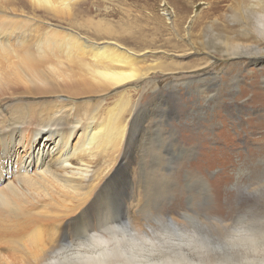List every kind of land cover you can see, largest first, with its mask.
I'll return each mask as SVG.
<instances>
[{"label":"bare ground","instance_id":"1","mask_svg":"<svg viewBox=\"0 0 264 264\" xmlns=\"http://www.w3.org/2000/svg\"><path fill=\"white\" fill-rule=\"evenodd\" d=\"M205 1L209 15L227 0ZM249 1L251 11H243L251 16L249 33L217 42L216 50L192 35L208 15L199 16L192 19L191 46L264 66V0L237 2L243 7ZM85 3L0 0V246L21 254L23 264H264V167L236 183L251 214L220 206L219 185L213 190L199 176L185 180L209 193L214 206H185L177 199L162 208L153 200L181 180L152 166L166 159L146 138L154 128L173 148L161 127L168 113L159 100L169 91L174 100L192 94L204 101L201 88L215 80V60L207 55L196 67H170L186 57L181 46L155 57L141 36L85 15ZM185 9L171 21L177 36ZM162 15L159 22L168 27L172 14ZM178 74L180 79L169 76ZM132 164L136 181L129 177ZM136 197L139 232L129 224L127 205ZM70 235L87 251L69 245L61 253L60 243Z\"/></svg>","mask_w":264,"mask_h":264},{"label":"rangeland","instance_id":"2","mask_svg":"<svg viewBox=\"0 0 264 264\" xmlns=\"http://www.w3.org/2000/svg\"><path fill=\"white\" fill-rule=\"evenodd\" d=\"M237 1L227 0L219 4V8L212 10L209 15L207 14L208 4L205 0H86L85 5L82 6V8L85 7L87 9L86 11L83 10L84 14L90 18L95 20L107 18L113 25L127 29L132 35L135 34L134 36H141V44H146L147 48L150 47L152 50L157 51L154 54V56L156 55L155 57L161 56L163 52L171 54L174 50L178 51L176 47L171 48L170 45L181 46L180 50H186V57L182 58V61H174L170 64V67H179L180 69L190 65L196 67L199 63L203 64L202 62L207 59V55H210L209 57L215 60L212 64L213 70L211 73L213 76L215 75L214 79L216 81L202 85L201 90H206L203 95L204 101L196 97V95L192 96V94L185 95V97L182 96L180 100H174L169 91L165 92L166 96L159 100L168 113V119L163 117V125L161 127L166 126L165 128L171 134L173 148L168 143L160 142L159 126L154 128L152 134L146 135V138H151L150 141L154 144V148L166 156V159L161 161L155 158L156 160L153 161L155 164L152 165L154 170L155 168L157 171L160 169L163 173H170L171 176L175 175L181 179L180 186L176 185L173 187L171 193L161 191L162 193L160 194V191H157L159 193L153 196L156 205L162 208L167 206H169L167 208H170L177 199L182 201V205L185 206H214L211 198H209V193L201 190L198 184L188 183L185 180L199 176L200 178L203 177V181L209 183L210 188L213 190L215 185H219L221 192L220 206L233 211L239 208L241 214L253 213V210L246 209L247 204H244L247 194L240 191L236 183L238 179L239 182L243 183L247 177L257 173L264 167V142L261 140L264 136V66L253 65V60L243 56L219 59L215 57L217 55L208 54L207 51L197 45L196 47L191 46L190 41L195 38L189 37L194 22L192 19L208 15L192 32V35L199 34L198 36L202 37L201 41H204V44H206L205 40H208L207 43L211 47L219 50L221 46L219 47L216 44L217 42L230 43L241 39L242 35L249 33L251 17L245 15L243 11H251L250 5L252 4L250 1L241 2L243 4V7H241ZM184 5L186 6L184 11L187 16L185 18L186 23H182L179 26L184 31L180 33V36H177L171 21L175 20V15L179 14L178 11ZM166 11L172 14L168 27L159 22V20H164L165 16L162 14ZM156 17L159 19L156 20ZM62 26L65 27V25ZM169 76H176V78L179 77L178 79H180L182 74ZM211 79L213 77L209 80ZM234 85H236V88ZM158 87L159 89L164 88L163 83H160ZM198 87L200 88L201 84ZM253 93L258 94L257 100L254 98L256 102L251 101L254 100L252 98ZM206 103L211 106V112L210 110L206 111L208 107H205ZM199 111L203 112L199 114ZM262 124L263 126H261ZM137 138L138 136H136ZM157 171L151 174H158ZM136 176L134 164H132L129 170L130 180L136 181ZM138 187L140 188L141 184ZM181 187L184 189L181 190ZM174 190L175 192H173ZM137 198L139 197L134 198L127 205L129 208L128 215L131 216L129 217V224L136 232H139V227L133 217V211L136 210V204L138 203ZM186 209L188 208L186 207ZM170 218H172L171 215ZM170 221L177 223L176 218H172ZM61 244L63 246L60 250L69 245L74 250L76 249V252H85V249L86 251L88 249L83 247L85 243L79 240L75 241L72 236ZM7 250L9 249L0 246L2 264L5 262L7 264H13V262H15L14 264L24 263L25 259L23 261L21 254ZM60 257L58 256V259Z\"/></svg>","mask_w":264,"mask_h":264}]
</instances>
